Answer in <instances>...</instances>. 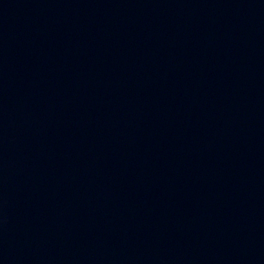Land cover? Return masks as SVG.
Here are the masks:
<instances>
[{
	"label": "water",
	"instance_id": "1",
	"mask_svg": "<svg viewBox=\"0 0 264 264\" xmlns=\"http://www.w3.org/2000/svg\"><path fill=\"white\" fill-rule=\"evenodd\" d=\"M0 264H264V0H0Z\"/></svg>",
	"mask_w": 264,
	"mask_h": 264
}]
</instances>
